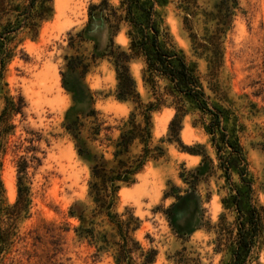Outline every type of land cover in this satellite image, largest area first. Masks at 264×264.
Masks as SVG:
<instances>
[{"label":"rangeland","instance_id":"1","mask_svg":"<svg viewBox=\"0 0 264 264\" xmlns=\"http://www.w3.org/2000/svg\"><path fill=\"white\" fill-rule=\"evenodd\" d=\"M101 1L52 0L53 12L46 20L39 19L37 3L32 10V21L39 25L37 37L32 38L29 28L22 26L11 44L16 48L7 64L5 80L11 94L23 95L26 107L23 116L14 117L16 127L2 158L0 178L5 201L11 205L16 199L15 162L19 156L26 157L32 201L29 215L19 226V238L3 264H114L110 253L93 255L94 247L75 234L78 219L68 216L74 201L91 206L87 195L89 169L62 127L70 106L75 112L89 110L79 85L82 74L94 94L99 118L110 126L101 130V144L90 143L94 150L110 157L111 146H106L105 138L118 136V128L130 111L127 103L113 95L116 77L110 57L129 51V26L122 20L121 0H108L107 9H94L89 16V5ZM182 1L156 0L155 8L177 47L197 65L210 104L225 112L223 125L236 134L243 147L246 179L252 191L241 208L256 204L264 216V0H238L232 26L222 36L216 93L210 89L215 81L207 76V48L218 41L216 22H225L229 3ZM13 2L22 8L28 4L26 0ZM185 16L191 31L184 27ZM68 66L75 72H68ZM129 68L142 99L153 100L142 81V59H132ZM62 73L75 89L78 102L73 103L63 87ZM159 84L163 92L165 82L160 80ZM172 100L168 96V102ZM182 104L180 143L167 140L174 106L153 112V144L163 139L166 156L147 161L133 184L122 185L116 208L120 213L129 207L139 218L135 237L143 247L157 251L153 264H232L242 219L233 196L236 187L246 189L234 170L227 180L217 168L215 149L201 125L208 117L190 100L183 99ZM132 150L137 152L139 146L133 145ZM204 152L212 163L201 162ZM166 191L179 194V198H164ZM252 256L255 260L251 264H264V230Z\"/></svg>","mask_w":264,"mask_h":264},{"label":"trees","instance_id":"2","mask_svg":"<svg viewBox=\"0 0 264 264\" xmlns=\"http://www.w3.org/2000/svg\"><path fill=\"white\" fill-rule=\"evenodd\" d=\"M28 4L23 8L13 0H0V170L2 158L8 147L9 137L14 133V117L24 115L26 102L21 93H10L5 80L8 62L14 56L16 45H11L19 28H29L31 37L38 35L39 25L32 21V10L38 3L40 20L49 19L52 15V0H26ZM156 0H121L122 11L129 29L130 38L128 52L110 54L112 58L116 87L113 93L119 102L127 103L130 111L120 125L116 138H105L107 147L111 146L110 157L102 151L94 150L90 143L99 139L101 130H109L104 120L99 117L100 112L94 107V94L84 82V74L80 75V87L84 92L83 101L89 105L85 113L75 112L70 106L64 115L62 127L71 137L75 151L89 169L87 195L90 207L81 201H74L68 208V216L77 218L78 226L75 234L79 239L86 240L94 247L93 255L110 253L114 264H153L157 251L153 247L145 248L135 237L140 220L133 210L125 207L122 212L117 211L118 193L122 185H131L136 181V175L149 160H158L166 156L164 140L153 144V112L163 106L173 105L175 113L168 123V141L179 140L182 129L183 99H188L195 107L208 117V121L201 122L205 132L209 135L211 145L215 149L217 168L222 170L229 180L230 170H234L246 190L236 187L233 201L241 221L237 227L236 247L233 251L232 264H251L254 248L259 246L264 230V216L262 208L256 204H248L246 210L241 208L242 201L251 192L250 182L247 181V162L243 147L233 132H228L222 120L225 112L222 108L210 104L209 96L205 94L202 80L204 79L194 62L188 60L181 48L175 44L161 16L155 8ZM189 0H183L188 3ZM229 3L225 22H216L218 41L216 45L208 46L210 51L206 56L207 76L215 82L210 89L216 93L218 74L222 67V36L227 32L238 9V0H227ZM48 3V4H47ZM108 0L99 4L89 5V16L94 9H107ZM188 9V8H186ZM22 17V18H21ZM184 27L191 31L187 16L184 17ZM84 32V29L81 30ZM81 35V33H80ZM192 37V36H191ZM193 41V46H195ZM142 59L144 68L142 81L151 90L153 100L142 99L137 91L136 82L130 72L129 64L132 59ZM93 59L91 61H94ZM88 64H85L84 73ZM68 72H75L73 66H68ZM62 85L70 93L73 103L80 99L75 95V89L62 73ZM160 80L165 82L164 91H160ZM168 96L172 102H168ZM88 118H92L86 124ZM86 131L87 135H84ZM107 137V135L105 134ZM133 145L139 146L134 152ZM94 150V151H93ZM224 150L226 152L224 153ZM202 161L212 163L207 152L201 154ZM16 167V199L9 205L5 201V190L0 178V264H3L10 254L12 247L19 238V226L27 218L31 206V188L27 174L28 160L19 156ZM179 198V194L166 191L163 195Z\"/></svg>","mask_w":264,"mask_h":264}]
</instances>
